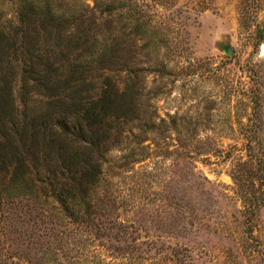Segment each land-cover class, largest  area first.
I'll return each mask as SVG.
<instances>
[{"label":"rangeland","instance_id":"374dc122","mask_svg":"<svg viewBox=\"0 0 264 264\" xmlns=\"http://www.w3.org/2000/svg\"><path fill=\"white\" fill-rule=\"evenodd\" d=\"M22 1L0 0V30ZM32 1L72 21L67 57L55 28L39 33L40 76L141 93L101 147L85 222L43 198L28 210L21 191L1 199L0 264H264V0H124L137 10L111 15L100 0ZM19 52L0 70L15 100Z\"/></svg>","mask_w":264,"mask_h":264},{"label":"trees","instance_id":"16d2710c","mask_svg":"<svg viewBox=\"0 0 264 264\" xmlns=\"http://www.w3.org/2000/svg\"><path fill=\"white\" fill-rule=\"evenodd\" d=\"M128 2L100 0L96 4L106 15L125 9L136 11V4ZM68 20L54 13L47 3L41 10L32 0H23L16 25L0 30V70L3 64H12L9 58L19 51L20 61L31 64L22 71L17 100L11 91L3 88L0 92V207L3 197L21 191L34 201L28 210L38 212L43 198L58 205L60 213L73 223L82 224L93 213L90 199L100 174L97 160L101 147L115 125L136 115L141 92L139 83L119 90L106 77L94 97L72 85L75 78L71 75L62 80L51 79L48 73L40 76L31 58L37 57L34 48L39 33L55 28L62 44L66 42L59 46L61 55L67 57L73 50L64 33L72 24ZM0 81L5 82L2 77ZM40 88L43 93L38 91L41 97L37 98L35 92Z\"/></svg>","mask_w":264,"mask_h":264},{"label":"bare ground","instance_id":"6f19581e","mask_svg":"<svg viewBox=\"0 0 264 264\" xmlns=\"http://www.w3.org/2000/svg\"><path fill=\"white\" fill-rule=\"evenodd\" d=\"M261 52L264 53V45L261 46Z\"/></svg>","mask_w":264,"mask_h":264},{"label":"water","instance_id":"95a60500","mask_svg":"<svg viewBox=\"0 0 264 264\" xmlns=\"http://www.w3.org/2000/svg\"><path fill=\"white\" fill-rule=\"evenodd\" d=\"M227 53L229 54V55H231L232 53H231V51L229 50V49H227Z\"/></svg>","mask_w":264,"mask_h":264}]
</instances>
